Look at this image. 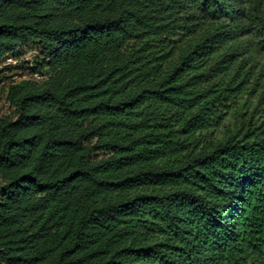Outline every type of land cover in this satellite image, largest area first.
I'll list each match as a JSON object with an SVG mask.
<instances>
[{
  "label": "trees",
  "instance_id": "1",
  "mask_svg": "<svg viewBox=\"0 0 264 264\" xmlns=\"http://www.w3.org/2000/svg\"><path fill=\"white\" fill-rule=\"evenodd\" d=\"M27 54L0 264H264V0H0V62Z\"/></svg>",
  "mask_w": 264,
  "mask_h": 264
},
{
  "label": "rangeland",
  "instance_id": "2",
  "mask_svg": "<svg viewBox=\"0 0 264 264\" xmlns=\"http://www.w3.org/2000/svg\"><path fill=\"white\" fill-rule=\"evenodd\" d=\"M254 60L257 64L256 72H262L264 76V55L259 56ZM31 61V55L27 54L17 61L12 59H4L0 62V116H5L10 111L6 103V93L10 85L17 84L22 81H39L41 79L38 76H31L29 71L19 67L22 62ZM254 108V103H247L245 106H240L236 110H231L217 128L204 132L203 135L208 141L211 142L223 140L225 136L231 132H234L236 125L239 122V117L242 114L249 115L254 110Z\"/></svg>",
  "mask_w": 264,
  "mask_h": 264
}]
</instances>
